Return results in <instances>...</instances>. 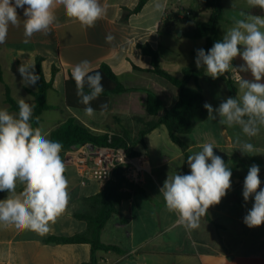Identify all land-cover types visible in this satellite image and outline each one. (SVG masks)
I'll return each instance as SVG.
<instances>
[{"label":"crops","instance_id":"0c3cea01","mask_svg":"<svg viewBox=\"0 0 264 264\" xmlns=\"http://www.w3.org/2000/svg\"><path fill=\"white\" fill-rule=\"evenodd\" d=\"M140 0H100L107 9L106 15L94 27L84 28L79 22L66 17L62 6L54 9L56 21L49 34L36 33L25 43L23 19L24 9L18 8L21 19L19 27L10 26L6 42L0 44V108L12 110L6 103V86L18 102L26 100L34 111V98L30 91H37V85L25 87L18 67L23 61L37 63L42 57L43 71L47 81L53 80L47 99L52 107L42 115L40 128L48 138L50 133L67 119L73 117L96 133L120 134L127 130L135 136L142 129L136 118L146 121L151 117L146 111L147 91L154 92L162 101L164 109L172 108L179 99V89L165 78L150 70L152 58L144 54L139 45L149 44L159 52L161 65L169 73L181 76L182 70H197L196 51L205 46V39L198 44L172 34L161 36L159 25L170 12L202 7L203 0H149L143 9L126 17V9L133 10ZM162 3L163 12L154 9L155 3ZM225 7L220 22V33L233 26V18H241V11L249 13L246 0H222ZM27 7V6H25ZM250 14V13H249ZM209 12L198 19L207 21ZM191 25V23L189 24ZM188 25V26H189ZM112 34L115 40L109 44L105 37ZM165 41L167 42L165 45ZM189 41L190 46L181 48ZM88 60L92 70L103 64L111 67L122 84L130 89L123 94L109 96L107 112H95L93 117L84 110H74L66 104L65 82L73 67ZM56 69L55 74L53 69ZM200 69V68H199ZM237 88H238V84ZM199 86L207 103L213 108L230 97L225 81L206 75L199 80ZM196 88L195 82L188 84ZM239 92V89H238ZM164 111L160 113L162 116ZM215 114V113H214ZM107 127L110 130L107 131ZM248 140L239 126L227 127L219 123V117L200 119L190 134L181 139L188 146L189 155L202 149L203 143H212L214 153L220 156L232 172L231 190L218 205L210 206L207 215L201 218L200 227L186 230L177 223L175 213L167 211L159 189L169 175L190 173L185 152L170 138L165 126L151 132L145 145L134 148L145 168V181L139 185V192L122 203L121 213L114 215L101 234L106 245L117 246L120 253L97 251L98 262L109 264H264V224L249 228L243 222L254 203V197L244 201L243 182L251 165L260 167V188L264 189V128L249 141L256 147L253 153L242 154L236 137ZM84 146L65 154L66 173L70 183V203L67 211L58 218L52 230L41 236L30 230H16L13 226L0 225V264H84L91 260L92 247L89 244L48 243L51 237H71L86 231L87 223L76 217L82 212V201L101 193L106 184L85 174V164L80 159ZM21 190L18 184L17 191ZM259 190V189H258ZM7 192H0L5 199Z\"/></svg>","mask_w":264,"mask_h":264},{"label":"clouds","instance_id":"9594fccd","mask_svg":"<svg viewBox=\"0 0 264 264\" xmlns=\"http://www.w3.org/2000/svg\"><path fill=\"white\" fill-rule=\"evenodd\" d=\"M246 3L264 11V0ZM57 5L63 7L66 17L84 28L94 27L107 11L100 0H0V44L6 42L10 26H20L18 8L24 9V42L28 43L36 33H50ZM164 7L159 2L154 4L158 12H163ZM239 16L233 18V26L225 31L222 40L216 41L207 52L197 50L195 64L213 79L230 70L250 74L251 79L236 76L239 92L234 98L228 97L215 109L209 103L203 105L209 120L218 116L221 125L239 126L248 140L242 141L237 136L235 143L242 154H248L256 151L249 141L264 128V16L243 11ZM114 40L112 34L105 37L106 43ZM238 57L242 63L234 66ZM18 72L25 87L40 79L35 73V63L29 60L20 64ZM71 75L80 103L85 105V115L93 117L96 109L91 103L104 91L102 74L94 72L90 62L83 60L73 67ZM106 107L101 104V112ZM18 109L14 115L7 108H0V192H7V197L0 199V225L43 236L67 211L71 199L66 164L61 157L63 145L49 139L40 127H33V108L25 99L18 100ZM213 149L212 143H203L200 151L187 157L190 173L169 175L159 189L167 211L175 213L177 223L186 230L198 229L209 207L218 205L231 190V169ZM259 172V165H251L243 182L244 201L254 197L243 220L249 228L264 224V189L260 188Z\"/></svg>","mask_w":264,"mask_h":264},{"label":"trees","instance_id":"16d2710c","mask_svg":"<svg viewBox=\"0 0 264 264\" xmlns=\"http://www.w3.org/2000/svg\"><path fill=\"white\" fill-rule=\"evenodd\" d=\"M149 0H140L136 8L133 10L126 9V17L132 14L139 13ZM202 7H196L183 12H170L164 16V19L159 25V34L161 36L176 34V30L183 28V38L188 40L205 39V46L202 48L206 52L216 41L222 40L223 36L220 33V22L223 19L225 7L222 0H203ZM205 12L210 13L207 21H202L198 17ZM250 14L264 16V11L259 8H252ZM191 23V25H189ZM189 25V26H188ZM144 54L152 58V73L165 78L173 86L179 89V99L177 103L170 109H164V105L160 98L152 91H147L146 111L151 117V120L146 121L143 118H136V121L142 125V129L132 136L127 130H122L120 134H114L109 142V133H96L85 126L76 118H69L63 124L54 129L49 139L59 141L63 145L61 157L65 161V154L74 147H82L85 145H93L95 147H123L128 149V154L131 157H137V152L134 148L139 145H145L146 137L161 126H165L169 132L170 138L174 144L178 145L184 152L185 157L189 156L188 146L182 141L181 136L190 134L197 121L207 117L208 111L204 108L207 103L199 86V80L206 75L204 68L191 69L185 68L182 70L181 76L173 75L167 72L161 65V56L159 52L152 49L149 44L139 45ZM197 54V51L195 52ZM42 57L37 58L35 73L40 76L36 82L37 91H30L34 98V111L32 113L33 127H40L43 121L42 115L44 112L50 110L52 107L48 104L47 95L49 90L53 88V80L47 81L43 71ZM242 60L238 57L233 61L234 66H238ZM98 71L103 76L104 91L98 99L92 101L91 107L101 112L100 105L106 104L107 112L109 109V96L116 94H123L130 89L126 88L120 78L113 72L111 67L103 64ZM56 69H53L55 74ZM244 78L251 79L249 73L236 72ZM232 71H228L224 76L217 79L225 81L229 87L230 97H235L238 94L237 82L233 80ZM0 81L3 78L0 75ZM196 83V88H189L190 82ZM66 86V104L69 108L74 110H84L85 105L80 103V98L77 95V88L72 75L65 82ZM87 91V89H85ZM6 103L10 108L16 112L18 109V102L12 97L10 88L6 86ZM164 111L162 116L160 113ZM110 127H107V131ZM186 174H188L186 172ZM139 186L129 182L123 173V170L117 169L114 172V179L109 181L103 191L95 196L86 198L82 201L83 210L76 214V217L82 219L87 223L85 232L76 234L71 237H51L47 240L48 243L57 244H82L86 243L92 247L91 260L84 264H97V251L120 253L121 250L117 246L106 245L101 241V234L107 222L117 214L121 213L120 207L122 203L131 199L132 195L139 192Z\"/></svg>","mask_w":264,"mask_h":264},{"label":"built area","instance_id":"2783aa9c","mask_svg":"<svg viewBox=\"0 0 264 264\" xmlns=\"http://www.w3.org/2000/svg\"><path fill=\"white\" fill-rule=\"evenodd\" d=\"M184 10L182 9L181 12ZM233 80L236 82V72H233ZM114 134H109L111 143ZM85 153L80 159L81 164H85V174L90 178L99 179L103 184H107L114 179V172L122 169L125 178L135 184L141 185L145 181V168L137 157H131L128 149L123 147H95L85 145ZM97 264H109L107 262H98Z\"/></svg>","mask_w":264,"mask_h":264},{"label":"rangeland","instance_id":"374dc122","mask_svg":"<svg viewBox=\"0 0 264 264\" xmlns=\"http://www.w3.org/2000/svg\"><path fill=\"white\" fill-rule=\"evenodd\" d=\"M192 42H193L194 44H198L199 41H198V40H195V41H192ZM166 43H167V42L165 41V45H166ZM190 44H191V43H189V41H186L185 44L183 43V45H181V48L186 47V49H187V48H189Z\"/></svg>","mask_w":264,"mask_h":264},{"label":"water","instance_id":"95a60500","mask_svg":"<svg viewBox=\"0 0 264 264\" xmlns=\"http://www.w3.org/2000/svg\"><path fill=\"white\" fill-rule=\"evenodd\" d=\"M176 33L180 36V35H182V30H176ZM76 148H78V147H74L73 149H76Z\"/></svg>","mask_w":264,"mask_h":264}]
</instances>
